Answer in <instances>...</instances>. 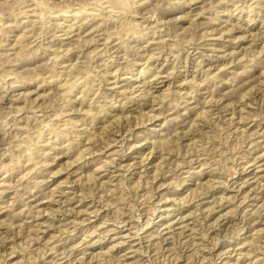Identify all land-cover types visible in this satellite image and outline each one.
Masks as SVG:
<instances>
[{
    "label": "rangeland",
    "instance_id": "374dc122",
    "mask_svg": "<svg viewBox=\"0 0 264 264\" xmlns=\"http://www.w3.org/2000/svg\"><path fill=\"white\" fill-rule=\"evenodd\" d=\"M258 2L261 9L248 7ZM80 5L97 15L93 25L80 35L72 32L67 39L65 31L76 23L72 11L65 13L69 14L67 20L55 19L47 12ZM35 7L40 17L24 16ZM95 23L98 25L93 28ZM61 35L65 50L56 53L60 41L56 39ZM262 39L264 0H0V241L16 229L25 236L15 246L10 243L12 249L0 247V264H50L54 260L60 262L54 264H76L78 260L68 263L75 257H85L90 264H195L184 256L179 235L184 225L200 224L201 209L213 205L212 220L217 218L219 224L210 229L213 232L205 245L219 240L215 252L220 244L231 250L222 257L214 256L215 264H249L263 258L264 237L248 231L245 222L237 219L240 207L247 211L257 208L264 196L255 197L250 189L264 188V52L252 49L259 52ZM151 54L155 57L148 60ZM232 59L235 61L230 62ZM143 67L149 73H142ZM164 68L160 79L164 82L144 81ZM89 70L91 75L66 97L73 80L70 77ZM58 72L59 79L55 76ZM250 73L258 80L252 94L242 84ZM108 77L112 82L104 81ZM150 78L154 80L153 75ZM12 82L17 88L11 100H5ZM131 84L136 92L122 93ZM112 87L116 88L113 93ZM83 98L88 105L82 104ZM112 99L118 100L117 107L122 104V114L130 113V117L124 124L110 117L115 122L105 130L98 119L110 116L107 106H111V115L120 112L112 109ZM90 104L93 111L85 113ZM151 104L155 108L150 114L161 112L155 118L147 116ZM75 107L83 109L72 113ZM190 107L194 108L188 112ZM176 122L192 124L191 131L184 129L189 134H173ZM131 129L133 135H129ZM168 130L170 137L161 141L164 134L159 133ZM121 132L130 139L127 145L120 141ZM90 136L100 144L95 145L87 138ZM114 138L119 141L105 147ZM89 145L95 152H86L73 162L78 147ZM69 146L74 148L66 152ZM122 147L127 155L123 164L132 165L111 167L109 173L101 165ZM114 154L120 161L123 153ZM147 156L153 163L145 171L140 161ZM253 157H259L256 165L245 163ZM184 160L185 164L176 167ZM161 161L164 163L156 172ZM172 166L176 169L167 171ZM240 188L246 192H238ZM52 193L62 200L66 196L71 199L61 204L73 208L66 214L67 224L58 220L64 216L58 206L61 202L46 197ZM246 194L250 196L245 199ZM223 196L228 198L224 206L212 202ZM29 205L32 211L27 210ZM154 205L160 207L155 212ZM97 207L96 215L92 210ZM25 210L39 216L26 217L22 215ZM139 213L140 224L149 218L153 221L144 229H138L137 216L131 218ZM124 219L127 222L120 223ZM203 222L206 225V219ZM169 224L173 227L168 228ZM258 227H264V222ZM202 228H188L186 234L194 233L200 240ZM173 230L175 237L169 235ZM28 232L32 234L27 236ZM36 232L41 238L35 243ZM68 234L73 241L69 242ZM164 234L169 235L162 243L169 248L165 255L158 241ZM65 240L70 245L64 248ZM9 241L11 238L5 242ZM73 244L75 248H71ZM64 249L73 255L58 259V252ZM200 264H212V259ZM257 264H264V259Z\"/></svg>",
    "mask_w": 264,
    "mask_h": 264
},
{
    "label": "bare ground",
    "instance_id": "6f19581e",
    "mask_svg": "<svg viewBox=\"0 0 264 264\" xmlns=\"http://www.w3.org/2000/svg\"><path fill=\"white\" fill-rule=\"evenodd\" d=\"M105 1H108V2H110V0H105ZM263 1V0H262ZM111 4V3H110ZM112 5V4H111ZM259 5V6H258ZM114 6V5H113ZM258 6V7H257ZM248 7H253L252 9L254 10V8H260L261 9V7H263L262 6V4L260 3V2H258L257 3V5L256 6H252V5H249ZM71 8V7H70ZM49 9V8H48ZM91 8H89L88 6H86V5H80L79 7H76V8H73V9H67V10H63V11H61V10H48V14H49V16H51V17H54L55 19H66L67 20V18H69V17H66L65 15H69V14H65V13H70L71 11H72V18H74L75 19V21H76V23L74 24H70V26H69V28H68V30H66L65 31V34L67 35V37H65V38H69L70 37V34H72V32H74V34H77V35H80L84 30H86V29H88L91 25H93V20H94V18L96 17V13H94L92 10H90ZM236 9H238V7L236 6ZM251 9V10H252ZM31 11V12H30ZM256 11V10H255ZM261 11V10H260ZM28 12V13H27ZM27 12H25V15L24 16H26V17H29L30 15H34V16H37V17H40V13L38 12V10H37V8L35 7L34 9H32V10H28ZM30 13V14H29ZM260 13V12H259ZM259 13H257L258 15H259ZM28 14V15H27ZM256 17V16H255ZM255 17H253V18H250V20H253V19H255ZM80 22V23H79ZM98 25V23H95V25H94V27L93 28H95L96 26ZM225 29H227V28H225ZM225 29H223V31L222 32H225ZM230 29V28H229ZM78 30V31H77ZM248 30H251V28H248ZM95 32V30H93V31H91V33H94ZM261 37L259 36V38L258 39H260ZM61 39H64V37L61 35V36H59V38H57L56 40H60L59 42H58V45L59 46H57L56 48H54V50H56V53H58L59 51H63V50H65V49H63L62 48V40ZM78 40L80 39V36L77 38ZM107 40H105V42L107 43V42H109V37H107L106 38ZM264 42V39H262V41H261V43H263ZM256 44V43H255ZM260 45V44H259ZM253 50H254V52H257V53H263L264 52V44H262L261 45V47H260V51L258 52L257 51V48L256 49H254V48H252ZM102 54V53H101ZM256 53H254L253 55L254 56H256L255 55ZM148 57V60L149 59H151V58H154L155 56L153 55V54H151V55H148L147 56ZM157 58H160L159 56H157ZM167 60V59H166ZM233 61H235V59H232L230 62H233ZM145 67V66H144ZM142 68V73H144V74H146V73H149V71H147L148 70V68L146 69V68ZM167 68H164V69H160L159 71H157V73L155 74V73H152L151 75H153V77H154V80H152L151 78H150V76L148 77V76H146V79L144 80L146 83H148V84H152V83H158V82H164V80L162 79V80H160L161 79V77L162 76H164V75H162V72H164L165 70H166ZM116 71H122V70H120V68H117L116 69ZM60 72V71H59ZM59 72H58V74H56L55 76H56V78L57 79H59V78H61L62 76H60L61 74H59ZM263 72H264V70H263ZM108 73L109 74H113V71H110V72H105V74H107L108 75ZM210 73H208V75H209ZM86 75V76H85ZM82 74V75H80V74H75V75H72L71 77H70V79H73L72 81H71V86H70V89L69 90H66V97H67V95L68 94H70V92H71V90H72V88L75 86V85H77L78 83H81L82 81H84L89 75H91V73H90V70L86 73V74ZM115 76H118V77H120L118 74H116ZM174 77H176V76H174ZM262 79V78H261ZM16 81V80H15ZM52 81V80H51ZM105 82H107V83H109V82H112V81H110V78L108 77V78H106L105 80H104ZM258 80H256V77L252 74V73H250L247 77H245V79H242V84H243V86H244V89L248 92V90H251V94L252 93H255L256 92V90H254V88L256 87V86H258V82H257ZM263 81H264V79H263ZM14 82V81H13ZM13 82L10 84V86H9V91H7V93H6V95H5V100L6 99H8V100H11V95H12V93L14 92V90H16V88H17V85H12L13 84ZM46 83L48 84V83H50V82H47L46 81ZM113 83H115V84H117V81H114ZM58 84V83H57ZM129 84V83H128ZM62 85H64L63 83H62ZM133 84H131L130 85V87H131V89H130V87L128 88V87H125L124 89H122V93L123 92H129L130 94L129 95H133L135 92H136V88H135V85L134 86H132ZM202 86V85H201ZM251 86V87H250ZM57 87H61V85L60 86H58L57 85ZM249 87V88H248ZM113 88V90H112V93H113V91H115V87H112ZM140 88V87H139ZM183 88V87H182ZM246 88H248V89H246ZM120 91V93H121V90H118V92ZM180 92H182V89H180L179 90ZM149 92H151V91H149ZM186 92L187 91H185V93L184 94H186ZM64 93V94H65ZM112 93H109V92H107V94H108V96H115V94H113V95H111ZM10 95V96H9ZM186 96H188V94H186ZM244 96H245V94H244ZM117 97V96H116ZM130 98V96H128V95H124V98ZM134 97V96H133ZM263 97V99H264V92H263V94L261 95V98ZM256 98V97H255ZM67 99H70L69 98V96H68V98ZM85 99L86 98H83L82 100H81V102H82V104H84L85 102H86V105H88L87 103H88V101H85ZM132 100H133V98H131ZM257 99V98H256ZM72 100V99H71ZM94 100H92V102H93ZM95 101H100V100H95ZM118 100H116V101H113V99L111 100V102H112V109H114V110H116V108H119L120 109V112L119 111H117L115 114H113V115H111V113H112V110H111V106H107L108 108H109V117L107 116V115H105V116H103L102 118H100V119H98L99 121L100 120H102L103 122H104V125H103V128H105V130H107L106 129V126H110V125H112L114 122H115V118H113V119H111L110 117H116V119H121V122H122V124H124V122H127V121H129V117H130V113H128V114H122V112H123V110H121V109H124V107H122V104H120L118 107H117V104H115L116 102H117ZM208 101V100H207ZM5 102V101H4ZM71 102H74V101H71ZM123 103H125L126 104V101H123ZM159 103H161V102H159ZM187 103H190L189 102V99H187ZM144 104H149V102H144ZM180 105V104H179ZM95 106V105H94ZM151 106H152V109L149 111V112H147V116H149V117H157L158 115H160L161 114V112H158V113H154V114H150L152 111H153V109L155 108L154 107V104H151ZM189 105H186V107L187 108H189L188 107ZM205 106H207V104L205 103V105H204V107ZM122 107V108H121ZM163 107V106H162ZM195 107V106H194ZM194 107H190V109L188 110V112H190V110H192ZM72 109V113H76V112H78V110H82L83 109V107H79V108H71ZM93 109L94 108H92V105L90 104V107H89V109H86V111H85V113H90V112H92L93 111ZM113 110V111H114ZM140 112H142V114H143V111H141L140 110ZM162 113H163V111H162ZM182 114H184V113H182ZM199 114V113H198ZM117 115V116H116ZM131 116H133L132 115V113H131ZM117 117H119V118H117ZM139 117V116H138ZM142 117V116H141ZM149 117H146V118H149ZM145 118V119H146ZM124 119V120H123ZM96 123V122H95ZM177 123V126L174 128V130L173 131H175L173 134H175L176 132H183L184 133V135H187V134H189V131L188 130H190L191 131V127H192V124H190L189 126L188 125H184V124H180L179 122H176ZM94 125H96V124H94ZM182 126V127H181ZM184 129H188L187 131H188V133H185V131H184ZM90 130V129H89ZM88 130V131H89ZM128 131V130H127ZM85 132V131H84ZM96 132V131H95ZM116 132H120V130L119 129H117L116 130ZM64 134H66V133H64ZM79 134V136H80V133H78ZM134 134V132H133V129H131L130 131H129V135H133ZM159 134H164L163 136H162V140L161 141H166L167 140V138H169L170 137V134H171V131H167V132H165V133H159ZM262 135H264V133L262 134ZM89 136V135H88ZM82 137V136H81ZM120 137H121V140L120 141H122V143H124L125 141H126V143H125V145H127L128 143H129V137H127L126 136V134L124 133V132H121L120 133ZM173 137V136H172ZM171 137V138H172ZM181 137V136H180ZM87 138H89L90 140H93V138H91V136L90 137H87ZM142 138V137H141ZM173 139V138H172ZM140 139H137V141H139ZM173 140H175V139H173ZM73 141L74 140H72L71 142H70V144H73ZM112 141H119L118 140V138H114V139H112V140H110V141H108L106 144H105V147H108L109 145H111L112 144ZM93 142L95 143V145H99L100 143H99V141L98 140H93ZM52 143H54V142H52ZM80 143H82V141L80 142ZM253 143V142H252ZM57 144H54V146H52V148H55L56 149V146ZM83 146H86V145H83ZM133 146V145H132ZM72 148H74V146H69L68 147V150H66V152H70V151H72ZM101 149V148H100ZM100 149H98V150H100ZM62 152H64L63 150H62ZM86 152L87 153H93V152H95L93 149H91V145H89V146H87V147H85V148H82V146H80V147H78V149H77V153H74L72 156H74L75 158L74 159H72V161L73 162H75V161H77V160H79L80 158H83V157H85L86 156ZM119 152H121V153H123V155H122V157H121V160L120 161H118L117 159H115L116 157L114 156L115 154L114 153H119ZM153 152V148L151 149V152L150 153H152ZM113 154H110L108 157H110V158H108V160H105L104 161V163L101 165V166H103L104 168H105V170H108L109 171V173L111 172V167H117V169L118 168H123V166H126V165H128V164H131V163H126V164H123V162L127 159L126 158V154L124 153V147H122L121 149H119L118 151H115ZM263 155H264V152L262 153ZM261 156V155H260ZM149 157L147 156V157H144L143 159H142V161H140V163H141V167H146V170L145 171H147V167H148V165L149 164H151V163H153V160H151V161H147V159H148ZM110 159V160H109ZM259 157H253V158H248L246 161H245V163H249V162H251L250 163V165H256L258 162H259ZM193 159H190V160H188V161H192ZM177 162V161H176ZM185 160L184 161H182V162H178V163H176V167H178L180 164H185ZM163 163H164V161L162 162L161 161V163H159V165H158V168H156V172H157V170L159 169V167L161 168L162 167V165H163ZM132 165V164H131ZM193 165V164H192ZM260 165V164H259ZM105 166H108V167H105ZM175 167V166H174ZM173 166L172 167H170V168H168L167 169V171H172V170H174V169H176V167L174 168ZM191 167H194V166H191ZM260 167V166H259ZM182 168V167H181ZM180 168V169H181ZM113 171V170H112ZM188 172H189V170H188ZM258 175V173H256L254 176L256 177ZM96 176V175H95ZM95 179H96V177H95ZM259 180V178L256 180V181H258ZM247 181H244L243 183H242V185H244L245 183H246ZM250 183V182H249ZM253 183H250L249 185H252ZM105 185H103V187H104ZM259 186L258 187H251L250 189H253V193H256V195H255V197H257L260 193H264V188L261 190V191H258L259 190ZM100 189V188H99ZM107 189H110V187H108ZM111 190H113V189H111ZM77 191V190H76ZM100 191H103V188L100 190ZM100 191H97V193H99ZM238 192H241V193H244V192H246L245 191V189L243 188V189H239L238 190ZM65 193V192H64ZM64 193L62 194V195H64ZM94 194H95V192H94ZM97 195H100V197L101 196H103V194H97ZM97 195H96V197H97ZM250 196V194H246L245 195V199L246 198H248ZM46 197H49L50 199H51V201H55V202H61V203H59L60 205H58L59 206V209L60 210H62L63 211V214H64V216L62 217V218H58V220H59V222L61 223V224H64L63 222H65V221H67V219H68V216H66V214L68 213V211H69V209H73V208H71V207H68V205L66 204L65 206H62L61 204L65 201H68V200H71L68 196H66L67 198L66 199H68V200H66V199H61V198H56L55 197V194L54 193H52V194H50V195H46ZM165 196H162V197H160V201L164 198ZM208 196H206L205 198H207ZM165 198H169V195L168 196H166ZM96 199V198H95ZM225 199V200H224ZM262 199H263V202L261 203V204H259V205H257L258 207L257 208H252L251 210H243V208L242 207H238L237 209L238 210H240V212H239V217L237 218V219H240V221H242V222H245V225H247V229H248V231H254V232H256V233H259V238H261V239H263V237H264V227H258L261 223H263L264 222V196H262ZM31 200H36V198H34V199H31ZM61 200V201H60ZM228 201V198H225V196H223V197H220V198H218V200H213L212 202H216V203H218V206L220 207V206H224V204L226 203ZM42 203V202H41ZM41 203H39V204H41ZM215 204V203H214ZM31 205V204H30ZM30 205L27 207V210L28 209H30ZM153 209H154V212L155 211H157L158 210V208H160V207H157L156 205H154V207H152ZM207 208V207H206ZM206 208H204V209H201V210H203L202 211V217H201V219L202 220H200V222H198V223H200V224H194V226H192V227H188V224H186V225H184L182 228V230H181V233H180V235H179V239H180V245H181V247H182V249L183 250H185V254H184V256H187V257H189V261H188V263H192L194 260H195V264H200V263H202L203 261H204V259H212V264H215V261H213V259H214V256H219V257H222V255L223 254H226V253H228V252H231V250H229V249H225L224 247V245L223 244H220V246L217 248V252H215L216 250V247H217V243L219 242V240L218 241H216V244L215 245H212V246H210V245H205V242L206 241H210V240H207L208 238L210 239L211 238V234H212V232H210V229L215 225V224H219V220L216 218V219H214V220H212L213 219V217H212V212L215 210V205H213L212 207H208V209L207 210H205ZM236 209V210H237ZM263 209V210H262ZM175 210H177V207L175 208ZM30 211H32V209H30ZM95 212V214L97 215V214H99V211H100V208L99 207H97L95 210H92V212ZM24 214H22V215H27L26 217H34V218H37L38 216H39V214H35V213H32V212H28L27 213V211L25 210L24 212H23ZM242 213V214H241ZM154 214V213H153ZM238 214V213H237ZM162 215V214H161ZM222 215V214H221ZM220 215V216H221ZM134 216H137V219H135L136 220V222L138 223L137 225L140 227V228H138V229H144L146 226H148L149 224H151V222H153L152 220H151V218H149L147 221H146V223H142V224H140L139 223V221L141 220V213H139L138 215H136V214H133L132 216H131V218L132 217H134ZM227 216V215H226ZM231 216H237V215H231ZM48 217H51V216H48ZM52 218L53 219H56V216H52ZM136 218V217H135ZM24 219L25 218H23L22 217V220L24 221ZM206 219V225H205V223L203 222L204 220ZM26 221V220H25ZM34 222V221H33ZM127 222V220L126 219H124V220H122V221H120V223H126ZM104 223H106V221H102V224H104ZM53 224V223H52ZM65 224H67L66 222H65ZM197 225H202V232H200V233H202V237H201V239L200 240H198V239H196V235H194V233H187L186 234V231H188L187 229L188 228H191L193 231L195 230V228L197 227ZM207 225H209V227L207 226ZM31 226H33V225H31ZM64 226H67V225H64ZM135 227V226H134ZM167 227L168 228H172L173 227V225L171 224H169V225H167ZM37 230H41V228H36ZM60 230H64V231H66L64 228H61ZM148 230V229H147ZM21 230L20 229H16L15 231H10L11 233L10 234H8V235H5L6 237H5V239L4 240H2V241H0V247H1V250H3V249H6V247L8 248L9 246H11L10 245V243H12L13 244V246H15V244H18L19 243V240L20 239H23L25 236H23V234H22V237H21V234L19 233ZM29 231V230H28ZM30 231H31V229H30ZM96 230H93V231H91L90 233H93V232H95ZM204 231V232H203ZM119 232H121V231H119ZM118 232V233H119ZM161 233V232H160ZM174 233H176L175 232V230H173L172 232H171V234H169V235H171V236H173L174 235ZM32 233H30V232H28V234H27V236H29V235H31ZM75 234H77V233H75ZM35 235H37L36 237H34L33 239V241L36 243V242H39L40 240V238H41V236H39V232H36V234ZM149 235L150 236H154L152 233H149ZM169 235H162L160 238H159V242L162 244L163 243V239H167L168 237H169ZM193 236V237H192ZM67 239L68 240H70L69 242H71V241H73L74 240V238H72V236H71V234H68L67 236ZM174 237H175V235H174ZM181 237H183V238H181ZM189 237H191V238H189ZM4 238V237H3ZM11 238V241H9V242H5V241H8V239H10ZM143 238V237H142ZM31 240V239H30ZM68 240H65L64 241V243H62L61 245L62 246H64V248L65 247H68L70 244H68L67 243V241ZM152 243H156V242H152ZM260 243V242H259ZM75 244H73L72 245V247L71 248H75L76 246H74ZM201 245H205V247L204 248H202L203 246H201ZM162 247H163V250L165 251L164 252V254L163 255H165V253L169 250V248H168V246H166V245H164V244H162L161 245ZM210 246V247H209ZM11 249H12V246L10 247ZM10 248H8V249H10ZM53 248H57V246H51L50 247V249H53ZM190 248H192V250H194L193 252H187V250L188 249H190ZM202 248V251H204V253H206V254H204L203 252L201 253V255L202 256H200V249ZM70 249H64L63 251H60V252H58V256H59V258L58 259H62V258H64V257H69V256H71V255H73L72 253H73V251L72 252H70L69 251ZM87 252V250H84L83 251V253H86ZM186 252L188 253V254H186ZM252 252H253V250H252ZM251 252V253H252ZM242 251H240L239 252V256L237 257L238 259L240 258V257H242L241 255H242ZM260 254H255V256H257V257H260L259 256ZM244 256H246V253L244 254ZM227 258H229L230 259V257H229V255L227 256ZM197 259H199V260H197ZM262 259H264V257L263 258H261V259H256V260H251L250 261V263L249 264H257V262L258 261H260V260H262ZM75 260H78L77 261V263L76 264H82V263H85V262H87L88 264H90V261H87V260H85V257H82V258H79V257H75V259L74 260H69V262L68 263H74L75 262ZM227 261H229V260H227ZM226 261V262H227ZM50 262V264H54V263H60L59 262V260H54V263H52L51 261H49ZM260 263H262V262H260ZM61 264H64V263H61ZM223 264H225V262L223 263Z\"/></svg>",
    "mask_w": 264,
    "mask_h": 264
}]
</instances>
